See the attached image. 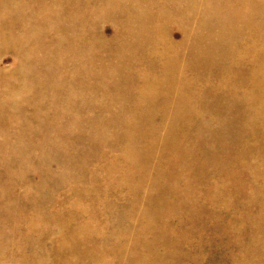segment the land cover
<instances>
[{
    "label": "rangeland",
    "instance_id": "374dc122",
    "mask_svg": "<svg viewBox=\"0 0 264 264\" xmlns=\"http://www.w3.org/2000/svg\"><path fill=\"white\" fill-rule=\"evenodd\" d=\"M0 264H264V0H0Z\"/></svg>",
    "mask_w": 264,
    "mask_h": 264
},
{
    "label": "bare ground",
    "instance_id": "6f19581e",
    "mask_svg": "<svg viewBox=\"0 0 264 264\" xmlns=\"http://www.w3.org/2000/svg\"><path fill=\"white\" fill-rule=\"evenodd\" d=\"M183 66V65H182ZM179 78V77H178ZM173 84V83H172ZM157 94L156 92V87L154 88H146L143 90V97L145 99H152L153 97H155ZM164 103V102H163ZM40 230V229H39ZM86 235V234H85ZM84 237V236H83ZM86 237V236H85ZM84 237V238H85ZM91 239V238H90ZM67 242H70V241H67ZM119 257V256H118Z\"/></svg>",
    "mask_w": 264,
    "mask_h": 264
}]
</instances>
